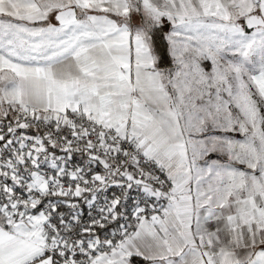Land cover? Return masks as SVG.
I'll return each mask as SVG.
<instances>
[{
	"label": "snow or ice",
	"instance_id": "1",
	"mask_svg": "<svg viewBox=\"0 0 264 264\" xmlns=\"http://www.w3.org/2000/svg\"><path fill=\"white\" fill-rule=\"evenodd\" d=\"M0 264H264V0H0Z\"/></svg>",
	"mask_w": 264,
	"mask_h": 264
}]
</instances>
